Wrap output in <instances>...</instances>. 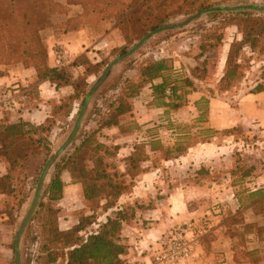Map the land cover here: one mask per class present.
<instances>
[{
	"label": "crops",
	"instance_id": "crops-1",
	"mask_svg": "<svg viewBox=\"0 0 264 264\" xmlns=\"http://www.w3.org/2000/svg\"><path fill=\"white\" fill-rule=\"evenodd\" d=\"M55 1L67 4V0ZM206 1L212 5L245 3L244 0ZM245 1L262 3L264 0ZM81 12V5H67L66 12L51 15L52 25L44 32L48 65L63 67L73 82L76 79H84L81 77L85 75V66L76 63L78 56L83 54L91 64L96 65L104 51L109 47L121 45L125 40L120 29L107 20L86 24L71 30L57 26L58 23L76 17ZM187 16L190 14L180 13L167 22L180 20ZM222 36L221 43L217 48L216 69L213 68L212 73L210 71L213 76H219L216 79L217 83L224 74L225 60L231 43L240 41L242 33L237 26L228 25L224 28ZM210 42L212 43L213 39H210ZM153 45L156 47V50L153 51L154 59L169 58L172 66L171 75L175 77L179 73H185L184 76L189 77L192 83L190 86L181 87L182 93H185L186 101L181 107L171 111L172 114L179 121H192L202 111L196 107V102L202 97L207 98L206 127L210 129L211 137L205 141H194L187 145L184 151L175 152L173 156L158 159L145 158L138 162L141 167L139 173L130 175V156L134 151L133 145L130 148V113H134V118L140 125L152 119H160L162 115L160 116L159 113L169 111V107L157 106L153 103V86L162 83V77L145 81L136 96H124L130 109L117 115L116 124L101 127L100 131L105 133L102 143L107 146L112 143L118 154L122 153V157L118 160V163L124 165L122 172L125 173V176L133 178L135 182L129 190L119 196L115 205L108 209L109 212L106 213L105 220L112 211L124 208V205L130 201L134 204L141 203L138 201V195L143 197L144 201H150L149 198L159 196V199L154 201L151 207L142 209L132 219L129 218L122 223V226L129 230V233L126 234L128 239H123V241L130 244V248H128V253L121 256V259L129 261L130 264L151 263L153 254L159 246L158 241L169 228L192 221V219L204 218L207 219L209 229L199 238L194 257L184 264H264V152L261 154V159H254L253 166H250L252 168L250 173H243L242 170L235 168L236 161L230 152L231 138L223 133L226 129L239 127L246 133L257 135L255 143L263 147L264 58L258 61L256 68L252 67L260 74L251 82L250 89L243 90L237 96L239 101L234 107L227 108L224 93L218 94L217 91L210 93L209 90H205V87L202 88L200 83L203 81L195 73L197 72L195 67L198 66L197 60H203L206 53L213 50L211 49L214 47L213 45L209 44L208 46L207 44L209 50L204 55L197 56V58L191 56L192 53L202 51V40L200 35L188 34L187 31H181L168 39L161 38ZM243 48L245 49V46ZM58 53H63L65 56L60 66L55 61V55ZM15 69L17 71L0 77V87L25 88L18 89L17 100L23 97L26 102L18 100L16 109L1 111L0 127L20 122L35 126L41 125L52 116L56 99L59 101L61 98L63 100L69 98L74 91L71 84L56 86L55 83L48 80H39L33 68L18 66ZM126 75L132 81H139L142 78L137 68L128 69ZM88 77L85 78V83L90 82ZM258 84L262 85V89L250 92L252 87ZM33 86H36L35 90L28 91ZM112 99L116 101V98ZM80 109L81 107L79 111ZM126 121L128 122L126 123ZM162 132L168 133L171 132V129H165ZM170 135L171 137L168 138L176 140V137ZM175 140L168 143L172 146ZM161 143L165 142L162 140ZM168 143L164 145L167 146ZM146 147L149 153H157L162 150L152 147L150 142H147ZM169 165L176 170L174 174H167L166 167ZM184 167L187 170L185 175L181 176L177 171H181ZM8 172V164L0 153V177ZM61 179L63 192L59 202L71 197L72 193H76L84 199L82 183L74 181L70 172L64 170L61 173ZM165 180L172 181L171 185L163 187ZM0 196H6L1 189ZM205 196L213 199L211 202L207 200L204 204L202 198ZM215 196L218 197V200ZM218 202L221 204H217ZM0 214L1 216L5 215L3 212ZM1 216L0 227L7 228L9 225ZM130 229L136 233L130 232ZM1 236L0 244L6 243L8 236L4 234Z\"/></svg>",
	"mask_w": 264,
	"mask_h": 264
},
{
	"label": "rangeland",
	"instance_id": "rangeland-1",
	"mask_svg": "<svg viewBox=\"0 0 264 264\" xmlns=\"http://www.w3.org/2000/svg\"><path fill=\"white\" fill-rule=\"evenodd\" d=\"M157 1L164 2L166 0ZM250 2L254 1H248L245 3ZM262 3H264V1ZM62 5L65 7V4ZM53 13L60 12L55 11ZM194 13H191L190 15ZM212 13L215 14L213 15ZM241 13H250L252 17L264 16V12H256L252 10L238 12H209L203 15L200 19L193 21L185 27L177 28L174 30H167L160 33V35H157L153 37V39H150L152 41H147L139 49L130 54V56L126 57L125 59L120 61L118 65H114L111 68L106 80L94 91L93 95L91 96L92 98H90V100L86 104V114L83 118L82 126L77 132L76 137L74 138L70 146L60 153L58 160L55 162L53 168L50 171V177L42 191L38 207L36 208L30 222L25 228V231L19 243L20 264H66V252L69 249L70 245L75 242L79 243L83 239H85L88 234L99 231L101 229V224L105 221L106 213L109 212V210H105V203L103 198L100 199V201H94L95 205H92L91 209L90 206L85 203V200L76 193H70L71 197L65 198L60 202H49L47 200L45 191L48 187L51 176L56 170V164H62L63 161H68L67 166L74 169L73 173L70 174L72 176V179L77 182H82L84 186H90L92 183H94L93 173L91 172V170L96 163V158H101L103 162L107 164L105 169L108 172L113 173L117 170V172L121 174V176H119V179H117V182H120L126 187L125 191L129 190L132 185L135 184L133 178L125 176V173L122 172V168H124V165L118 163V160L122 157V153L121 155L120 153L118 154V151L113 148L112 143L108 145L109 149L107 151V154L104 153V149L97 151V153L93 150L94 145L97 142L104 141L105 133H103V131H100L98 126L103 120L107 118V115L110 113L111 107L109 104L111 102L117 104L115 99L112 98H122L126 101L124 96H126V94L133 93V89L132 87H130V85L136 84L138 82L136 80L132 81L131 79H129V77L126 75L128 69L137 68V70L140 71L150 63L159 60L154 59L153 57V51L156 50V47L153 44L156 41H159L161 38L168 39L169 37L180 33L181 31H187L188 34H198L200 35V39L202 41L205 40L206 42H209L210 39H212L210 36L215 38V36L217 37L223 35L224 28L228 26L232 19H237L241 16H244L241 15ZM110 22L115 25L113 21ZM63 23L64 22L58 23L57 26L61 27V24ZM242 27H240V29ZM46 29L42 31V37L45 46L46 37L44 32ZM142 33L143 30L138 28L133 33V37L130 39V41L125 37V40L122 41L123 43L121 45H117L116 47H109L106 51H104L99 58V62L105 61V63L102 68L100 67L101 69L96 76H93L94 74H89L90 77H88L89 75L85 73V75L81 77L84 79L75 80L78 84L83 85V87L85 84H87L86 88H84V93L87 94L92 89V86L101 76L105 67L112 60L120 56L122 52L134 46L135 42H137L145 35H141ZM255 44L256 46L253 50L249 46H245V49L242 48L234 54L232 62H236V64H238L237 67H235L237 74L230 80L219 81L217 83L216 79L219 76H213L211 74L213 68L216 69L215 67L217 64V49L209 53V59L205 64H201V61L197 60L200 69L199 77L203 81V83H200V86L202 88L205 87V90H209L210 93H216V91L218 94L224 93L227 108L234 107L236 105V103L239 101L237 96L242 93L243 90L247 91L248 89H250V87L252 86L251 82L255 80L256 77L260 74L258 71L252 69V67L256 68L257 63H259L258 61L264 58V40L260 37ZM262 48L263 50H261ZM198 54L199 52L192 53L191 56L197 57ZM18 66L21 67L24 65L22 64V62L11 64L0 63V77L10 72L17 71L15 68ZM184 74L179 73L175 77L183 80L184 78H186ZM87 77L91 83L84 82L85 78L87 79ZM172 78H174V75H172ZM35 87L36 86H33L32 88L30 87L28 91L31 90L32 92V90H35ZM18 89L20 90L21 87H19ZM23 89L25 88H22L21 90ZM23 94H25V92H23ZM79 97L80 98L78 100L69 102L68 100H66L67 98L64 100L61 98L59 101L56 99L53 112L51 113L52 116L48 118V120L43 124L37 125L39 127L35 130V132H32L30 134V136L35 139V141L29 143L25 158H20L19 160H17V163L12 166V168H10L11 174L13 176L14 192L9 196H0V212H3L5 214L2 216L0 214V216L1 218H4V220L9 225L7 228L0 227V240L2 237L1 235L4 234L8 236L7 242L4 244H0V264H16L14 250L12 249V246H14L16 228L21 218L24 216L25 210L27 209L31 201L38 182V178L42 169L44 168L46 161L48 160L52 152L62 144L68 132L73 128L80 108V104L78 103H80V100L83 98V93L80 92ZM18 100L19 102L23 103L26 102V99L23 100V97L19 98ZM65 102H68V104L65 105ZM204 107L205 104L201 102L199 104V108L202 111L197 117L189 122L179 121V119L171 112L174 111V109H169V111L166 113H159L160 116L162 115V118L160 119H152L140 125L136 122L134 113H130V148L132 145L134 146V151H132L134 161H130V175L139 173L141 167L137 162L145 158L158 159L162 157L173 156L175 155V151H172L174 147H186L194 141H205L206 139H209L211 137V134L210 129L206 127L207 119L206 110L203 109ZM127 122L128 121H126V123ZM165 129H171V132L163 133L162 131H165ZM90 133H92L90 139H92L93 141L90 144L85 142L82 145V141L85 140L86 136ZM223 133L231 138L230 152L232 158L236 161V167L234 166L235 168H244L243 171L248 170L250 166H253L252 162L254 161V159H261V154L262 152H264V145L262 147L260 144L255 143L256 139L258 138L257 135L246 133L239 127L226 129L223 131ZM170 134H172L173 137H176V140L173 137V139L168 138L171 137ZM162 140L165 142L164 144L168 142L171 143L173 140H175V143L172 146L169 143L167 146H165L161 143ZM147 142H150L154 146V148H161L162 150L157 153H149V150L146 147ZM77 147L80 148L76 151ZM166 148H168L169 151H166ZM244 160H246V162H244ZM80 169H82V171ZM186 170L187 169L184 167V169L177 172L181 176H184ZM166 171L167 174H174L176 170H174V168L169 165L168 167H166ZM178 181L180 182V179ZM102 182H104L103 179H101L98 183ZM171 182L172 181L165 180V183L162 186L168 187V185H171ZM183 183H185V181H183ZM1 184L2 181H0V186ZM107 190L108 189L106 188L104 189V191L103 189H101L100 193L102 197L103 195H105ZM137 198L138 201H141V203L136 202L134 204L132 201H130V203L124 205L123 210L125 211V213L130 214V212L133 210L136 215L137 212L140 213L144 206H152L154 201L159 199V196L156 195L154 198H149L150 201H144V198L139 195L137 196ZM216 198L218 200V197ZM202 199L205 202L204 204H206L207 200L211 202L213 198L205 196ZM21 200L23 201L22 205H20ZM41 203L43 204V206L40 205ZM217 204L221 203L218 202ZM48 207L54 209V213L52 216L56 219L58 230L65 232L66 230H69L74 225H76L79 220L82 223V229L67 238H59L57 240L51 239L48 223V219L51 220V215L48 212ZM113 214L114 211L111 212V215ZM131 231L135 232L134 230L130 229V232ZM128 233L129 230H127L126 227L122 226L120 232L121 239L127 240L128 235L126 234ZM125 244L128 246V248H130V244ZM50 256L55 257L56 260L50 261ZM122 262L123 264H130L129 261H126L124 259H122Z\"/></svg>",
	"mask_w": 264,
	"mask_h": 264
},
{
	"label": "trees",
	"instance_id": "trees-1",
	"mask_svg": "<svg viewBox=\"0 0 264 264\" xmlns=\"http://www.w3.org/2000/svg\"><path fill=\"white\" fill-rule=\"evenodd\" d=\"M244 2L248 1L244 0ZM69 4L81 5L82 12L61 24L63 29L71 30L86 24L109 20L114 22L124 38L126 37L129 41L138 28L143 30L141 35H144L180 13L191 14L212 6L206 0H166L164 2L157 0H67L66 5ZM66 5L64 7L54 0H0V63L11 64L22 62L24 66L35 69L39 80H48L55 83L56 86L73 85L74 91L66 100L69 102L79 99L81 92L83 93V98L80 100V107H82L88 98V95L83 92L87 84L83 87V85L78 84L76 81H71L63 67H50L47 64V49L42 37V31L52 25L50 15L55 11L60 13L66 12ZM212 14L214 15L215 13ZM241 15L244 16L232 19L228 24L237 26L238 30L242 33V39L231 43L225 60L224 74L220 81L230 80L237 74L235 67L238 64L232 62L234 54L237 51L241 50L244 46H249L253 50L258 38L261 37L264 40V16L252 17L250 13H241ZM240 27H242V30ZM210 37L213 39V42L202 41V51L199 52L198 57L204 55L209 50L207 44L208 46L209 44L213 45L214 47L211 49L215 51L223 38L222 35L215 36V38ZM209 53H206L205 58L201 60V64H205L209 59ZM76 63L85 66L84 73L88 75L94 74L96 76L105 61L93 65L82 54L76 58ZM195 68L197 69L195 73L199 76V65ZM171 74L172 66L169 58L154 61L140 70L142 78L139 81L137 80L138 82L136 84H129L133 89V93L126 94V96H136L145 81L162 77V83L153 86V103L157 106L177 109L186 101L185 93H182L183 90L181 91V87L190 86L192 83L189 77L182 80L175 77L172 78ZM167 87L170 89L168 94L165 92ZM261 89L262 85L258 84L250 92H257ZM68 102H65V105ZM116 102L117 104L113 102L109 104L111 107L110 113L99 124V130L103 126L116 124L117 115L130 109L128 101L126 102L122 98H117ZM201 102L205 104L203 109L207 110L208 99L202 97L197 101V108H199ZM38 127L26 122L8 124L0 127V153L4 156L9 167V172L0 177V181H2L0 189L6 196L14 192L13 176L10 168L17 163V160L25 158L29 143L35 141L30 134L35 132ZM91 135L92 133L86 136L85 140L82 141V145L85 142L90 144L93 141L90 139ZM152 147L154 146L152 145ZM79 148L77 147L76 151ZM113 148L116 149L115 146ZM101 149H104V153L107 154L109 147L102 142H97L93 150L97 153ZM185 149L186 147L178 146L174 147L172 151L177 153ZM166 151H169L168 148ZM95 161L96 163L91 170L94 183L90 186H84L80 182L83 185V197L85 203L90 208L92 205H95L94 201H100L103 198L105 210H108L115 205L119 196L126 190V187L120 182H117V179L121 176L117 170L110 173L105 169L107 164L101 158H96ZM130 161H134L133 154L130 157ZM67 162L63 161L62 164H56V170L45 191L49 202L59 201L62 197L63 181L61 179V173L67 170L72 174L74 171L73 168L67 166ZM243 169L238 168L243 173H250L252 168H248L245 171ZM80 170L82 171V169ZM101 179L104 182L98 183ZM105 188L108 190L102 197L100 192L101 189L104 191ZM22 203L23 201L21 200L20 205ZM40 205L43 206L42 203ZM149 207L151 206L147 205L142 209ZM47 209L51 215V220L48 219L51 239L67 238L82 229V223L79 220L76 225L65 232L58 230L56 219L52 216L54 209L51 207ZM123 209L115 210L113 215L107 216L106 220L101 224L99 231L88 234L79 243L75 242L71 244L66 252V264H123L121 256L127 253L128 246L121 239L120 232L122 223L135 216L133 210L130 214H127ZM12 249L14 250V246H12ZM55 260V257L50 256V261Z\"/></svg>",
	"mask_w": 264,
	"mask_h": 264
},
{
	"label": "water",
	"instance_id": "water-1",
	"mask_svg": "<svg viewBox=\"0 0 264 264\" xmlns=\"http://www.w3.org/2000/svg\"><path fill=\"white\" fill-rule=\"evenodd\" d=\"M256 11V12H264V3H241V4H218L216 6H211L207 9L198 11L190 16H187L186 18L175 20L172 22H168L166 24H163L154 30L148 32L145 34L141 39H139L137 42H135L134 46L129 48L128 50L122 52L120 56L112 60L104 69L101 76L98 78V80L95 82V84L92 86V89L87 93L88 98L85 102V104L81 107L77 118L75 120V123L73 125V128L68 132L65 140L62 142L61 145L57 147L56 150L52 152V154L49 156L48 160L46 161L44 168L42 169L40 176L38 178V182L34 191V194L31 198V201L25 210L24 216L21 218L16 231H15V238H14V255H15V261L16 264H20V252H19V243L21 241V237L25 231V228L27 227L28 223L30 222L32 215L34 214L36 208L38 207L39 200L42 195V191L50 177V171L53 168L55 162L58 160L60 153L66 150L74 138L77 135V132L82 126L83 118L86 114V104L92 98L94 91L101 86V84L106 80L111 68L118 64L120 61L125 59L126 57L130 56L135 50L139 49L144 43L149 41L151 38H153L155 35L162 33L167 30H171L174 28L179 27H185L192 23L195 20L200 19L203 15L213 12V11H225V12H238V11Z\"/></svg>",
	"mask_w": 264,
	"mask_h": 264
},
{
	"label": "built area",
	"instance_id": "built-area-1",
	"mask_svg": "<svg viewBox=\"0 0 264 264\" xmlns=\"http://www.w3.org/2000/svg\"><path fill=\"white\" fill-rule=\"evenodd\" d=\"M65 59L63 53L55 55L58 66ZM18 86L0 87V112L3 110H13L18 106ZM168 94L169 87L165 89ZM209 229L206 220L197 218L196 220L177 224L169 228L158 241V248L155 250L151 263L141 264H184L194 257L195 247L198 240Z\"/></svg>",
	"mask_w": 264,
	"mask_h": 264
}]
</instances>
